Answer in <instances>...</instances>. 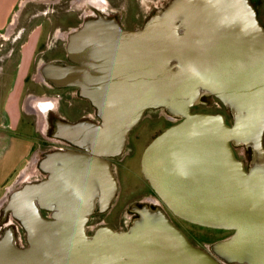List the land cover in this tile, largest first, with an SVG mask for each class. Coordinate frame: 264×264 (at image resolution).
<instances>
[{
	"label": "water",
	"instance_id": "water-1",
	"mask_svg": "<svg viewBox=\"0 0 264 264\" xmlns=\"http://www.w3.org/2000/svg\"><path fill=\"white\" fill-rule=\"evenodd\" d=\"M65 50L68 61L42 62L37 76L76 87L98 119L55 122L52 136L76 149L47 152L38 164L47 178L8 194L0 264H264V27L251 1L169 0L134 29L98 13L67 34ZM205 96L230 121L193 112ZM148 109L179 120L144 147L143 178L173 215L229 236L195 245L151 202L126 229L87 232L118 191L111 159Z\"/></svg>",
	"mask_w": 264,
	"mask_h": 264
},
{
	"label": "rangeland",
	"instance_id": "rangeland-1",
	"mask_svg": "<svg viewBox=\"0 0 264 264\" xmlns=\"http://www.w3.org/2000/svg\"><path fill=\"white\" fill-rule=\"evenodd\" d=\"M251 1L256 6L257 18L264 27V0ZM88 9H90L89 4L82 0H25L22 6L18 4L15 9V12L19 13L11 33L7 35L8 27L0 30V230L2 231L7 226L8 219L3 217L1 209L8 194L17 188L15 182L19 177V186L32 179L31 176L36 173V159L42 151H49L51 144L49 138L53 124L50 129L47 128L50 125L47 126L42 116L44 109L42 106L45 104H40V107L36 104L43 100L55 101V94H51L50 89L38 82L41 80L37 76L38 67L42 62L51 60L66 61L67 34L78 26L80 12ZM27 42L30 44H26ZM26 49L28 55L32 54V59L25 64L26 66L18 67ZM28 97H33L29 100L35 107L34 110L25 107L24 102ZM80 105L83 106H81L83 110L69 113L64 121L91 119L93 115L87 116V112L92 109L88 102L81 100ZM192 111L222 112L227 121H230L228 111L210 96L202 97V102L194 105ZM178 120L170 117L163 109H150L145 111L139 123L130 131L126 147L113 161L112 169L118 181V191L111 202L109 210L112 208V212L105 217L106 226L119 230L117 228L122 225L124 217L131 216L130 208L133 204L141 205L153 201L150 186L140 171V155L156 134ZM129 150H132L130 159L125 157ZM234 151L247 165L249 150L237 146ZM153 197L159 202L156 196ZM160 205L164 207L161 201ZM173 221L191 242L203 248L228 235L226 230L195 225L174 216ZM89 229H92V225ZM24 236L25 231L18 225L14 226V238L18 245H22L20 242L24 240Z\"/></svg>",
	"mask_w": 264,
	"mask_h": 264
},
{
	"label": "flooded vegetation",
	"instance_id": "flooded-vegetation-1",
	"mask_svg": "<svg viewBox=\"0 0 264 264\" xmlns=\"http://www.w3.org/2000/svg\"><path fill=\"white\" fill-rule=\"evenodd\" d=\"M82 1L86 2V4L88 3L90 9L83 10L82 12H80V15L78 18L79 21H78L77 25H79L86 18L96 16L98 13H101V14H104L108 17L115 18L117 20V22L120 24V26L125 28V29H134V28H138V27L142 26L144 24V22L147 20V18L152 13L163 8L168 3L169 0H103V1L102 0L101 1L96 0L99 3L90 2V1H86V0H82ZM251 3H253V2L251 1ZM253 6L256 10V6L254 5V3H253ZM256 13H257V10H256ZM257 16H258V14H257ZM65 56H66V61H68L66 53H65ZM38 82L43 83L42 85H44L46 88L50 89L52 91L51 94H55V101L51 102L50 106H48V104H47V107H44V109L42 111V116H43L47 126L50 125L49 127H47L48 129H50L51 125L53 124V127H52V130H53L55 122L64 121L66 119L65 116H68L69 113H71V114L77 113L79 110H81V109L83 110V108H81L82 105H80L81 100H84V101H87V100L83 99L79 95L76 87H73V86H56V85H53L51 83L45 82L43 80H39ZM32 96H35V94H32ZM211 98L214 100L216 99L214 97H211ZM88 104L92 108L90 110L92 112H90V111L87 112V116L93 115L91 117V119H95V120L98 119V116H97L95 110L93 109V107L91 106V104L89 102H88ZM21 109H22V107H21ZM148 110H150V109H148ZM52 130L50 133L51 136L49 138L51 140V144H49V147H50L49 151H46V152L42 151L41 154H39L38 158L35 161L37 163V165L35 166V171L38 174L34 173V175L31 176L32 179L28 180L27 182H31V181L34 182V181H39V180L47 178V173L42 171L38 167L39 161L45 156V154L47 152L57 150V149H68V148L76 149V148H73L68 143L54 138L52 136ZM43 131H45L44 128H43ZM47 132H48V130H47ZM42 134L44 135V132ZM126 144H125V147H126ZM125 157H128L130 159L132 157V150H129L125 154ZM116 159L117 158L111 159V165H113V161H115ZM19 183H20V177L15 182V186H17V188H19L21 186V185L19 186ZM150 191H152L151 188H150ZM153 195L156 196V194L152 191L151 199L153 201H151V203H155V204L160 205V199L156 196L158 198L159 202L155 201ZM136 206H137V204H133L131 206V208H130L131 216H125L124 219L122 220V225L119 226L117 229L121 230V229H126L128 227V225L130 224L132 219L136 216V213H135V207ZM110 207H111V205L105 211H100L98 208H95V210H93V212L91 213L90 218L87 222V225H86L88 233H93L95 231V229L100 227V226H103V225L106 226V222L104 220H105V217L110 212H112V208H111V210H109ZM166 210H167V213H168L170 219L175 224V222L173 221V216L174 217H176V216L173 215L168 209H166ZM40 211L46 217L51 216V212L47 209L40 208ZM176 218H178V217H176ZM178 219H180V218H178ZM180 220H182V219H180ZM90 221H92L93 224L90 223ZM90 225H92V229L88 230ZM107 226H109V225H107ZM226 231H228L227 236H229L232 233V230H226ZM2 232L3 231L0 230V235L2 234ZM24 243H26L25 236H24V240H21L20 244H24Z\"/></svg>",
	"mask_w": 264,
	"mask_h": 264
},
{
	"label": "crops",
	"instance_id": "crops-1",
	"mask_svg": "<svg viewBox=\"0 0 264 264\" xmlns=\"http://www.w3.org/2000/svg\"><path fill=\"white\" fill-rule=\"evenodd\" d=\"M24 2H25V0H0V30L10 26V24L13 20V16H14V12H15L16 7L18 6V4H19V6H22L24 4ZM28 43L29 42H27L26 44H28ZM23 47H25V46L23 45ZM30 48H31V45H30ZM28 54H29L28 49H26V53H23V56L20 60V63L18 64V67H22L27 62L29 63V60L32 59V54L31 55H28ZM30 98L32 99L33 97H28L27 100L24 102L25 107L28 110H32V109L34 110L35 107L33 106L32 102L29 100ZM37 103L38 104H36V106H38V107H40L41 105H44V104L46 105V106L45 105L42 106V108L47 107V104L49 106L51 105L50 100H48V101L43 100V101H40Z\"/></svg>",
	"mask_w": 264,
	"mask_h": 264
},
{
	"label": "bare ground",
	"instance_id": "bare-ground-1",
	"mask_svg": "<svg viewBox=\"0 0 264 264\" xmlns=\"http://www.w3.org/2000/svg\"><path fill=\"white\" fill-rule=\"evenodd\" d=\"M101 3H102V2H101ZM18 13H19L18 11H16V12L14 13L13 21L11 22L10 26H8V28H7V29H8V31H7V35L11 33L12 28H13L14 25H15V19H16ZM3 205H4V204H3Z\"/></svg>",
	"mask_w": 264,
	"mask_h": 264
},
{
	"label": "trees",
	"instance_id": "trees-1",
	"mask_svg": "<svg viewBox=\"0 0 264 264\" xmlns=\"http://www.w3.org/2000/svg\"><path fill=\"white\" fill-rule=\"evenodd\" d=\"M215 100H216V101L221 105V107L224 109L222 103H221L218 99H215Z\"/></svg>",
	"mask_w": 264,
	"mask_h": 264
}]
</instances>
